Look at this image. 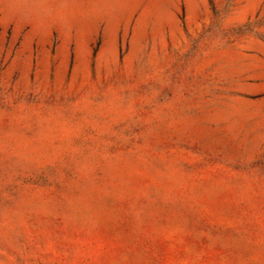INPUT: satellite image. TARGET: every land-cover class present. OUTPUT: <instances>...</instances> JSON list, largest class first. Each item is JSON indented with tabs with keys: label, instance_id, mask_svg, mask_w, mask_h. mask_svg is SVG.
<instances>
[{
	"label": "rangeland",
	"instance_id": "1",
	"mask_svg": "<svg viewBox=\"0 0 264 264\" xmlns=\"http://www.w3.org/2000/svg\"><path fill=\"white\" fill-rule=\"evenodd\" d=\"M0 264H264V0H0Z\"/></svg>",
	"mask_w": 264,
	"mask_h": 264
}]
</instances>
